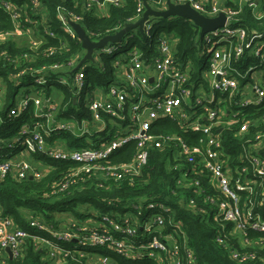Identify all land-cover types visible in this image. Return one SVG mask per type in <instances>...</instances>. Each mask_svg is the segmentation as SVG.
Instances as JSON below:
<instances>
[{
	"label": "built area",
	"instance_id": "1",
	"mask_svg": "<svg viewBox=\"0 0 264 264\" xmlns=\"http://www.w3.org/2000/svg\"><path fill=\"white\" fill-rule=\"evenodd\" d=\"M167 2L187 4L208 19L225 16L223 27L199 39L198 56L204 70L196 87L189 63L182 66L175 57L176 38L155 27L160 18L148 16L141 31L136 27L119 42L108 41L94 50L100 51V57L95 58L93 52L92 60L81 64L86 51L81 56L70 53L73 44H81L73 24L82 28L91 43H98L140 21L146 5L164 11ZM124 3L56 0L50 8L42 0H0V16L9 24L0 29V47H13L9 55L0 49V64H8L18 86L6 119L16 120L33 108V118L11 139L0 140V152L7 151L0 153V180L10 175L40 180L51 170L49 165L38 170L27 162L9 159L21 150L66 164L62 177L50 187L51 196L90 181L100 190H109L111 183L134 186L142 180L150 150H166L171 157L172 197L193 210L194 199L181 192L204 194V201L214 209L212 219L219 224L215 243L237 264L258 258L264 262V158L260 153L264 149V129L260 128L264 116L256 119L247 114L264 105V30L249 29L238 18L243 8L258 21L264 18L262 1L134 0L133 16L104 33L92 36L86 32L85 13L108 18L111 7L121 8ZM144 46L146 51L141 49ZM64 54L69 56L67 60L45 62ZM37 61L43 63L28 67ZM93 67L101 73L107 71L105 87L87 83ZM4 81L0 76V112ZM59 88L69 91L70 109L66 108L68 102L61 105ZM4 123L0 115V127ZM165 123L176 125L178 132L164 133ZM253 126L260 130L248 136ZM231 130L243 143L239 162L223 146L222 135ZM64 133L83 144L69 145L60 137ZM130 143H135L131 160L111 164L110 157ZM200 178L207 183L202 185ZM102 203L108 212L89 210L84 214L87 218L71 216L58 225L30 217L29 231L3 217L0 264L10 260L7 248L11 260L23 259L28 242L44 254L47 264H65L68 259L84 260L80 264L92 259L114 264L112 256L131 262L198 264L180 221L163 202L142 198L125 205L119 200Z\"/></svg>",
	"mask_w": 264,
	"mask_h": 264
},
{
	"label": "trees",
	"instance_id": "2",
	"mask_svg": "<svg viewBox=\"0 0 264 264\" xmlns=\"http://www.w3.org/2000/svg\"><path fill=\"white\" fill-rule=\"evenodd\" d=\"M42 1L45 4L47 3L50 8L56 3V0ZM260 1H262L264 9V0ZM135 11L134 0H125L121 8L111 7L109 9L110 16L108 18H99L92 13H85L83 26L87 33L90 32V35L94 36L97 33H104L118 22H124L127 18L133 16ZM238 18L241 20V24L246 25L249 29L258 31L264 30V18L259 21L254 19L247 8L242 9ZM171 19L172 22L168 28L160 29L158 22L155 27L158 31L176 38L175 57L182 66H187L189 63L192 69L190 72L191 81L196 87L202 82L201 75L204 70L203 63L199 60L198 56L202 46L199 40V29L193 23L185 19L179 17ZM8 27L9 24L6 17L0 16V29H7ZM0 49L1 51H5L8 55L13 51L11 44H3ZM141 49L145 50L146 47H141ZM70 53H77L81 56L83 54L81 44L79 42L73 44L72 48H70ZM68 57V55L64 54L46 59L45 62H60L67 60ZM42 63L41 61H37L36 64H29L28 67ZM13 73L14 72L10 70L7 63L0 64V76H3L5 79V88L2 95L3 105L0 112L5 123L0 127V140L11 139L25 121L28 122L30 118H33V108L29 107V110L16 120L13 119V121H11L6 119V110H8L14 102V94L18 87L17 81L11 79ZM106 74L107 71L101 73L99 69L93 67L87 73V83H94V85L99 88L105 87L108 83L105 76ZM262 80L264 81V67ZM59 90L63 93L61 105L68 102L66 108L70 109L72 107V97L69 91L64 88H59ZM48 93H50V91H48ZM247 114L248 117L251 115L252 118L260 119L264 116V105L258 108V110L253 109L247 112ZM58 118L59 115H57V119ZM163 125L162 131L164 133L178 132L177 126L174 124L165 123ZM260 128L264 129V124ZM259 130L260 129L255 126L251 127L248 136L253 135ZM62 138H66L69 145H77L76 139L71 137L69 133H64ZM222 138L224 148L234 156L236 162H239L238 157H240L243 148L241 138L235 135L234 130L226 131L223 133ZM134 147L135 143H130L121 150L116 151L113 156L110 157V163L122 164L129 162L132 158ZM0 153L6 154L7 151H2ZM260 153L261 157L264 158V149H262ZM168 158L166 150H150L148 163L144 169L142 180L137 182L134 186H129L127 183H120L117 185L111 183L109 190H100L90 181L75 185L71 187L67 193L59 196L49 195L50 187L52 183L62 177V173L65 172L67 166L61 162L46 160L51 170L40 180L30 179L29 177L19 180L11 175L0 180L1 214L4 217L11 218L17 228L27 230V219L30 217L41 219L50 225H58V223L54 222L55 215L57 214L71 213L69 215L83 219L89 217V215H84L89 210H97L99 213L108 212L110 209L106 207L102 201L119 200L120 205H125L142 198H147L151 201L163 202L171 208L176 220L180 221L186 233L188 245L194 252L198 264H237L228 257L226 250L215 243V237L219 232V224L212 219L214 209L213 206L204 201V194L198 197L193 190L181 192L183 197L194 199L196 207L193 210L182 207L178 202V198L172 197L171 190L174 181L172 182V176L167 168ZM199 181L202 185L207 183L204 178H200ZM199 209H201L202 212H200ZM23 211L28 213L24 215ZM207 215L210 216L209 219ZM43 257L44 254L36 250L31 243L28 242L23 259L18 261L9 260L7 264H47L43 260ZM112 258L117 264H155L149 260L131 262L115 256H112ZM83 262L84 260L81 259H68L65 264H80ZM112 262L116 264V262ZM263 263V260L258 258L253 262L245 264Z\"/></svg>",
	"mask_w": 264,
	"mask_h": 264
},
{
	"label": "water",
	"instance_id": "3",
	"mask_svg": "<svg viewBox=\"0 0 264 264\" xmlns=\"http://www.w3.org/2000/svg\"><path fill=\"white\" fill-rule=\"evenodd\" d=\"M148 16H152L155 18H163V19H169L174 17H179L182 19H185L187 21H190L193 23L196 27L199 29V39L201 40L203 36L208 33L212 32L218 28L223 27L225 23V16L223 14H220L218 17L214 19H208L205 18L203 15H200L196 11H194L189 5H174L170 2H167L166 10L164 11H153L148 5L145 6V12L143 14V18L138 21L135 24H129L117 33L114 36L111 37H105L98 43H91L88 36L85 34V32L80 28L79 25L73 24V28L75 32L77 33L78 38L81 40V46L86 51V54L81 61V64L85 60H92V53L94 50L99 49L100 47L104 46L108 41L111 42H119L123 35L130 30L134 28H138L139 31H141L142 24L144 21L148 18ZM30 179H32L30 177ZM6 253L8 254L9 258L12 259L11 251L9 248H7Z\"/></svg>",
	"mask_w": 264,
	"mask_h": 264
},
{
	"label": "crops",
	"instance_id": "4",
	"mask_svg": "<svg viewBox=\"0 0 264 264\" xmlns=\"http://www.w3.org/2000/svg\"><path fill=\"white\" fill-rule=\"evenodd\" d=\"M9 159L13 162H17V161H24V162H27L29 163L32 167L34 168H37L38 170H45L44 168L48 165V162L46 161V159L40 157V156H33V155H30L28 154L27 152L25 151H17V154L16 155H13L11 157H9ZM28 212L26 211H23V214L26 215ZM58 215H61V214H57L55 215V220L54 222L58 223V221H61V220H67V219H70L72 218L71 216L73 215H66L64 216L63 218L61 216H58ZM4 216H2L1 214V210H0V220L3 219ZM29 217V216H28ZM26 217V218H28ZM28 230V228H27ZM25 256V254H24ZM10 259V258H9ZM11 260V259H10Z\"/></svg>",
	"mask_w": 264,
	"mask_h": 264
},
{
	"label": "rangeland",
	"instance_id": "5",
	"mask_svg": "<svg viewBox=\"0 0 264 264\" xmlns=\"http://www.w3.org/2000/svg\"><path fill=\"white\" fill-rule=\"evenodd\" d=\"M157 22H158V26L160 27V29L161 28H168L169 26H170V24H171V22H172V19L170 18V19H163V18H160V19H158L157 20ZM172 44H174V42L172 43ZM100 51L99 50H97V51H95L94 52V57L95 58H97V57H100ZM207 86H208V83H206L205 84V87L207 88ZM58 99V98H57ZM62 102V101H61ZM60 137H62V135L60 136ZM76 144L78 145V146H81L82 145V140H76ZM168 153V152H167ZM168 161H167V168H168V165H169V162L171 161V157H170V155H169V153H168ZM68 214H71V213H63V214H61V215H58V216H61L62 218L64 217V216H66V215H68ZM74 215H78V214H74ZM89 264H100V261L99 260H97V259H92L91 261H89Z\"/></svg>",
	"mask_w": 264,
	"mask_h": 264
}]
</instances>
